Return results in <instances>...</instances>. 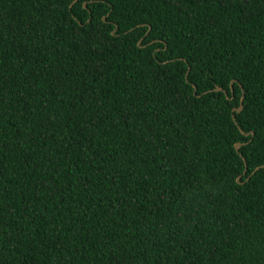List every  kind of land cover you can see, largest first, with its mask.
<instances>
[{
    "label": "trees",
    "instance_id": "1",
    "mask_svg": "<svg viewBox=\"0 0 264 264\" xmlns=\"http://www.w3.org/2000/svg\"><path fill=\"white\" fill-rule=\"evenodd\" d=\"M261 166L264 0H0V264H264Z\"/></svg>",
    "mask_w": 264,
    "mask_h": 264
},
{
    "label": "water",
    "instance_id": "2",
    "mask_svg": "<svg viewBox=\"0 0 264 264\" xmlns=\"http://www.w3.org/2000/svg\"><path fill=\"white\" fill-rule=\"evenodd\" d=\"M75 4V3H74ZM84 8L85 9H87V3H85L84 4ZM104 22H105V19H104ZM118 29V28H117ZM116 29V30H117ZM114 34V33H113ZM234 84H235V82L233 83V85H232V90H234ZM220 91H224L223 89H221ZM243 110H244V97H243V99H242V106H241V108L238 110V112L239 113H241V112H243ZM245 133V132H244ZM253 135H255V132H253L252 133ZM250 134H248V136H249ZM243 146V143H237L236 144V148H237V150L240 152V150H241V147ZM241 155L243 156V154L241 153ZM244 157V156H243ZM245 161L247 162V160L245 159ZM261 168H264V166H261V167H259L257 170H256V172L257 171H259V170H261ZM246 172H248V167H247V170H246ZM255 172V173H256Z\"/></svg>",
    "mask_w": 264,
    "mask_h": 264
}]
</instances>
